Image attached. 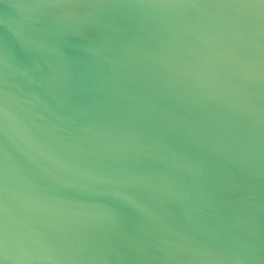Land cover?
Instances as JSON below:
<instances>
[{"label":"water","instance_id":"water-1","mask_svg":"<svg viewBox=\"0 0 264 264\" xmlns=\"http://www.w3.org/2000/svg\"><path fill=\"white\" fill-rule=\"evenodd\" d=\"M0 264H264V0H0Z\"/></svg>","mask_w":264,"mask_h":264}]
</instances>
